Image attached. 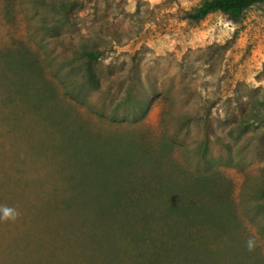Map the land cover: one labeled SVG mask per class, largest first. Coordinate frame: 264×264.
I'll return each instance as SVG.
<instances>
[{
  "label": "rangeland",
  "instance_id": "374dc122",
  "mask_svg": "<svg viewBox=\"0 0 264 264\" xmlns=\"http://www.w3.org/2000/svg\"><path fill=\"white\" fill-rule=\"evenodd\" d=\"M59 1L0 0V264H264V3Z\"/></svg>",
  "mask_w": 264,
  "mask_h": 264
},
{
  "label": "trees",
  "instance_id": "16d2710c",
  "mask_svg": "<svg viewBox=\"0 0 264 264\" xmlns=\"http://www.w3.org/2000/svg\"><path fill=\"white\" fill-rule=\"evenodd\" d=\"M260 3H264V0H208L202 3L195 12L185 13L183 18L192 22H200L211 14L219 13L230 20L237 21L245 10ZM55 7L59 10L65 23L70 26L76 23L75 20L81 11L77 2L60 0ZM56 36L54 35L55 38H57ZM55 42H59V39H55ZM89 57H93V55ZM87 79L92 86H98V80L91 66L87 68Z\"/></svg>",
  "mask_w": 264,
  "mask_h": 264
},
{
  "label": "clouds",
  "instance_id": "9594fccd",
  "mask_svg": "<svg viewBox=\"0 0 264 264\" xmlns=\"http://www.w3.org/2000/svg\"><path fill=\"white\" fill-rule=\"evenodd\" d=\"M4 218H9L12 215V210L5 208L4 212H3ZM247 247L249 249V251L254 250L255 247V241L253 239H249L247 242Z\"/></svg>",
  "mask_w": 264,
  "mask_h": 264
}]
</instances>
